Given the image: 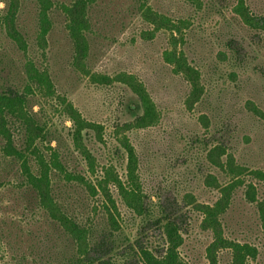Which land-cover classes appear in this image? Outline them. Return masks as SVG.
Wrapping results in <instances>:
<instances>
[{"label": "rangeland", "instance_id": "374dc122", "mask_svg": "<svg viewBox=\"0 0 264 264\" xmlns=\"http://www.w3.org/2000/svg\"><path fill=\"white\" fill-rule=\"evenodd\" d=\"M53 1L69 4L73 0ZM195 1H148L153 12L179 27L180 33L171 34L159 25L152 31L136 11V0H96L88 15L83 68L73 62V47L59 11L52 12V29L43 47L36 42L34 0H21L18 25L29 43L28 57L47 69L56 96L64 97L83 118L97 125L98 131H90L86 137L97 167L110 165L124 180L120 139L128 138L135 149L138 173L134 185L143 197L145 212L135 214L119 202L117 236L125 244L142 236L144 217L151 211L157 214L159 202L176 200L184 206L187 222L181 258L185 264H207L205 250L211 236L202 229L195 205L211 204L218 197V190L207 185L208 176L219 185L229 180L208 160V152L222 142L220 133L228 130L223 138L236 163L264 171V46L236 20L231 0ZM246 1L255 14L264 16V0ZM4 6L5 0H0V15ZM171 35L177 40L178 51L200 73L204 93L191 108L186 104L189 85L163 60ZM232 41L243 46L245 54L239 59L232 57ZM24 59L0 30V85L22 89ZM121 73L135 76L145 86L158 112L153 126L122 132L124 123L132 120L129 106L135 98L126 86L114 81ZM103 77L111 82H102ZM30 104L44 129L38 142L41 151L51 147L67 171L87 177L84 161L69 136L70 122L56 101L38 95ZM14 142L22 149V133L14 135ZM2 146L0 140V264H63L65 252L70 251L68 242L37 208L19 163L4 157ZM30 165L35 172L34 162ZM52 184L53 194L68 213L97 228L104 225L98 196H89L83 187L68 184L57 175ZM258 197L264 199L263 187H259ZM257 214L255 205L247 203L239 190L222 221L227 237L256 247V258L250 264H264V237ZM148 236L158 241V235ZM229 261L224 253L220 263Z\"/></svg>", "mask_w": 264, "mask_h": 264}, {"label": "trees", "instance_id": "16d2710c", "mask_svg": "<svg viewBox=\"0 0 264 264\" xmlns=\"http://www.w3.org/2000/svg\"><path fill=\"white\" fill-rule=\"evenodd\" d=\"M95 1L73 0L66 4L53 0H34L37 7V44L40 47L46 45V37L53 25L52 12L59 11L64 16L66 32L73 47V62L78 68L85 67L86 34L90 26L88 15ZM148 1L136 0V11L152 27V31L157 30L159 25L160 29L165 28L171 34L180 33L179 27L169 18L153 12ZM20 7L21 0H5L3 13L0 15V30L25 57L22 89L0 85V140L3 142L1 151L4 157L19 163L21 176L25 186L34 194L37 208L62 233L63 241L68 242L70 251L65 252L63 264H185L180 248L187 232V222L185 208L176 200L159 202L157 214L151 211L144 217L145 226L140 233L142 236L126 244L117 236L120 232L117 220L120 216L119 202H123L135 214L143 215L145 212L143 197L134 185L138 173L135 149L128 138L120 139L118 147L125 161L124 180L110 165L97 167L95 157L86 146V137H90V131H98V127L83 118L71 102L56 96L47 69L28 57L29 43L18 25ZM230 9L240 25L248 29L253 38L264 46V16L255 14L246 0H231ZM171 36L169 48L163 53V60L189 85L186 104L191 108L201 100L204 93L200 73L190 64L184 53L178 51L177 40ZM232 42V57L239 59L242 53L245 54L243 46L237 41ZM101 81L111 82L108 77L101 78ZM114 81L126 86L135 98V102L129 106L132 120L124 123L122 132L143 130L156 124L158 112L145 86L135 76L127 73L119 74ZM38 95L54 99L70 122L69 136L84 161L87 177L67 171L60 161L59 154L51 147H47L45 153L39 148L38 142L43 139L44 129L32 113L30 104L31 99ZM253 110L255 114H261L256 109ZM227 132L228 130L222 131L220 134L225 136ZM16 133L23 135L22 149L15 146ZM223 136L222 142H217L208 152V160L212 167L222 172L229 180L219 185L214 177L208 176L207 185L218 190V197L211 204L195 205L201 217L202 229L211 236L205 250V258L207 264H221V256L227 253L229 264H250L256 258V247L227 237L222 221L234 195L242 190L245 201L256 207L261 234L264 237V199L258 197L259 187L264 188V171L247 169L236 163L227 152ZM31 161L36 166L35 172L30 165ZM55 175L68 184L83 187L91 197L98 196L102 201L101 213L105 219L102 227L97 228L93 224L81 222L60 206L53 194L52 183ZM149 233L158 235V241L151 240Z\"/></svg>", "mask_w": 264, "mask_h": 264}]
</instances>
